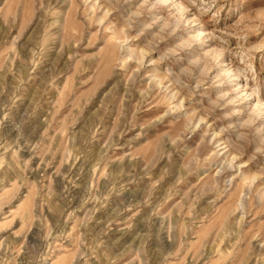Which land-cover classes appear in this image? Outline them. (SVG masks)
<instances>
[{"label":"rangeland","instance_id":"1","mask_svg":"<svg viewBox=\"0 0 264 264\" xmlns=\"http://www.w3.org/2000/svg\"><path fill=\"white\" fill-rule=\"evenodd\" d=\"M0 264H264V0H0Z\"/></svg>","mask_w":264,"mask_h":264}]
</instances>
